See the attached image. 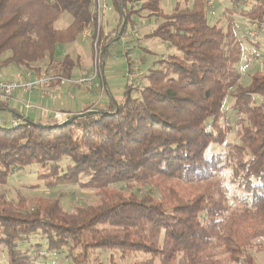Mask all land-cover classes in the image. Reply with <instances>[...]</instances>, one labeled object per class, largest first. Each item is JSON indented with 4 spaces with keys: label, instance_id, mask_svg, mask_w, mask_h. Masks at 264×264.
Returning <instances> with one entry per match:
<instances>
[{
    "label": "trees",
    "instance_id": "16d2710c",
    "mask_svg": "<svg viewBox=\"0 0 264 264\" xmlns=\"http://www.w3.org/2000/svg\"><path fill=\"white\" fill-rule=\"evenodd\" d=\"M161 2L113 0L126 24L132 15L162 18L149 37L181 54L164 68L156 62L145 84L127 82L121 100L111 98L107 108L69 125L26 118L16 127L0 119V187L37 165L47 172L37 181L47 180L49 188L78 186L99 198L71 213L58 198L19 194L14 201L0 191V251L6 249L9 264H34L22 246L40 232L50 253L70 249V264H88L90 251L97 250L149 256L135 264H257L255 253L264 251L254 243L264 237V104L255 98L264 97V73L243 85L234 23L230 18L228 31L210 24L209 2L178 4L170 15ZM232 2L236 7L248 0ZM64 14L72 23L61 30L56 23ZM238 14L249 38L246 21L264 27V0ZM97 28L95 0H0V68L15 65L39 74L61 47ZM118 34L103 38L104 49ZM228 111L239 118L235 142L229 141ZM212 145L226 151L210 155ZM226 169L243 190L237 205L230 204L219 176ZM184 186L200 190L189 195L180 190ZM146 187H157L162 200L142 192Z\"/></svg>",
    "mask_w": 264,
    "mask_h": 264
},
{
    "label": "rangeland",
    "instance_id": "374dc122",
    "mask_svg": "<svg viewBox=\"0 0 264 264\" xmlns=\"http://www.w3.org/2000/svg\"><path fill=\"white\" fill-rule=\"evenodd\" d=\"M232 1L233 0H206L207 3L209 2V6L206 7L207 18L210 24L215 25L224 31L229 30L231 22L230 18L232 19L234 23L232 27L237 33L235 36L237 39L239 38L238 40L242 43V57L241 61L237 65V69L242 75L243 85L248 86L251 84L252 77L258 73V71L264 73V67L262 68L260 64L257 63L255 58L257 52L263 55L264 58V34L260 35L258 38L260 40L245 38L246 36L242 35V20H240L241 17L238 12L248 10L251 5L253 6L256 4V0H248L247 4L241 2L236 7H233ZM178 4H181L182 6L187 4L188 7L192 8L194 6V0H162L161 8L164 14L170 15L174 12ZM106 5L107 9L102 15L103 22L101 25L103 37L99 39L97 31L93 30L91 37H86V32L90 30L86 29L83 35L77 40L78 43L82 42V40H87V43H84L86 49H89V44L91 45L92 58L88 64L89 66L83 70H77L76 73H78V75L76 77L68 78V76L66 77L64 75L62 76L53 73V66L49 67V69L46 68L48 71L46 72L44 67L49 63L48 57L46 56L47 58L42 65L44 70H41L39 74H36L38 72L30 69H28V71H32L35 76L46 74L55 81H52L49 86L42 85L41 87L32 91L30 94H27V100H25L22 104L24 109L28 111L30 109H38L41 116L45 120L51 119V115L56 112L63 113V118L61 119H56L54 114L53 117L55 121L52 123L66 125V122L70 121L76 116L89 112H96V110L99 109L96 107V105H99L100 103L108 106L110 101H112L111 98H114L116 101L121 100L124 95V90L128 84L127 82L132 84L134 87L142 86V84L138 82L139 78L137 79L136 75H140L141 72L142 76L145 75L146 72H149L154 67L156 62V68H164L171 56H181V54L176 49L169 47L172 49L170 51L167 44L161 40L149 37V34L164 22L162 18L148 17L147 15H132L126 24V16L122 13H119L115 9L113 0H109ZM127 9H130L129 5H127ZM229 10L238 12H235L236 14H230L228 12ZM71 22V16L69 14H64L60 20L57 21L56 27L63 30L66 29ZM121 32L122 35L119 36ZM116 33H119L116 39H114V41L109 44L106 49H104L103 45L105 39L103 38H106L108 35L114 37ZM97 38L99 45V64L96 63L97 56L94 47ZM260 41L263 44H259L261 48L257 49L254 44ZM63 47H61L57 52V57L59 56L62 59L66 55V47ZM8 67H14L18 69V67L15 65H5L1 67L0 79L4 80L6 78L5 76H8L6 75V71L10 70ZM89 74L96 77H91ZM81 81L85 85L80 83ZM141 81L143 84L146 83V79ZM55 84H59L60 86L53 87ZM35 92H38V99L40 101L39 104H35L31 101V97ZM81 93H83L82 96ZM85 93L86 96L87 94L89 95L86 99L88 103L85 105V108L82 109L83 111L77 114L68 110L51 111L50 107L47 105L49 103L50 105L64 106L68 103H73L77 98L80 99V96L81 98H85ZM255 99L257 104H264V97L256 96ZM230 103L231 99L229 98L226 105V108L229 110ZM228 112L229 115L226 117L225 121L227 122L226 124L232 127L233 130V132L229 135V141L235 142L237 139V130L239 126L236 124L239 122V118H237V116L231 111ZM22 120L13 119V121L19 122L16 127L21 123ZM6 127H11V125L7 124ZM225 151V146L212 145L208 151V154L211 155L213 153H223ZM67 164L68 162L64 163L63 166H66ZM231 171L232 170L230 169H226L222 171L219 176L223 182V187L226 191V194L230 199V204L237 205V202L239 201L238 198L243 195V190L240 189L237 184L231 182ZM44 173L47 172L42 170L37 165L27 167L20 172L12 174L8 180L7 186L0 187V191L5 193L8 199L14 201H17L19 194L28 200H33L36 198L52 200L58 198L62 208L65 211L71 213L74 212L77 207L93 205L98 202L99 198L95 196L93 191L82 190L78 186L71 185L49 188V182L47 180L37 181V175L43 176ZM61 173L65 175V173ZM114 188L116 190H122V185H118ZM179 188L180 190L187 192L189 195H196L200 190L199 187L198 189L185 186ZM157 189V187L153 189L146 187L142 189V192H148L151 190L157 199L162 200V197L158 191L159 189ZM180 190L179 192L182 193ZM34 206L32 204L30 207H28V209L32 211ZM254 243H261L262 249H264V237L258 238ZM23 245H25V247L22 246L23 250L25 251V249H27L32 259L35 257L34 264H70V259L67 257V252L70 249L66 248L65 251H62L60 254L50 253L48 251V242L46 240V236L42 232L37 235H30L28 242ZM79 253L80 250L78 249L73 251V254L77 255ZM148 258L149 256L142 254L123 258L120 253L97 250L90 251L88 264H135ZM255 259L257 264H264V251L255 253ZM0 264H9L8 255L5 248L0 251Z\"/></svg>",
    "mask_w": 264,
    "mask_h": 264
},
{
    "label": "crops",
    "instance_id": "0c3cea01",
    "mask_svg": "<svg viewBox=\"0 0 264 264\" xmlns=\"http://www.w3.org/2000/svg\"><path fill=\"white\" fill-rule=\"evenodd\" d=\"M84 43H87V40H82V42H79V43L78 41H76L73 44L64 46L66 47V55L63 59L60 58L59 56L57 57L56 61L52 64L53 73L59 74L62 76L64 75L66 77L68 76V78H72L78 75V73H76L77 70H83L84 68L88 67L89 66L88 64L90 63V60L92 58V48H91V45L89 44V49H86L84 46ZM169 50L171 51L172 49L169 48ZM8 68H10V70L6 71V75L8 76H5L6 78L4 79L7 81L15 79L17 75L22 72L20 71V69H17L14 67L12 68L8 67ZM57 86H60V85L59 84L53 85V87H57ZM82 95L83 93H81V96ZM81 96H80V99L77 98L74 100L73 103H68L67 105H64V106L50 105L49 103L47 105L50 107L51 111H56V110L67 111L68 110V111H73V113L77 114V113L82 112L83 111L82 109H84L85 105L88 103L86 99L89 95L87 94L86 96V93H85V98L84 97L81 98ZM25 100H27L26 95H24L23 92L19 91L15 95V98L9 103V105L5 109L0 110V119H4L6 122H12L13 119H15L14 116H16L18 117L19 120L28 118L35 122L49 121L52 123L53 121H55L53 117L54 114L51 115L50 117L51 119L45 120L41 116L38 109H30L29 111L24 109L22 104L24 103ZM31 101L35 104L40 103L38 99V92H35L33 94V96L31 97ZM74 103H75V106H74ZM96 107L99 109L107 108L106 105L101 104V103L99 105H96Z\"/></svg>",
    "mask_w": 264,
    "mask_h": 264
},
{
    "label": "built area",
    "instance_id": "2783aa9c",
    "mask_svg": "<svg viewBox=\"0 0 264 264\" xmlns=\"http://www.w3.org/2000/svg\"><path fill=\"white\" fill-rule=\"evenodd\" d=\"M109 0H95V9L97 14V26L96 29L98 38L101 39L102 37V15L107 9V3ZM246 34L249 36L250 39H258L260 35L264 34V27L261 28L259 23L257 21H246ZM92 35V29L88 30L86 32V37H91ZM98 38L95 41L94 47L96 51V63L99 62V45H98ZM100 41V40H99ZM255 58L257 60V63L260 64V66L264 67V58L263 55L259 54L258 52L255 55ZM94 71V70H93ZM92 73V72H91ZM86 75V74H84ZM91 77H96L91 74H89ZM142 72L140 75H136V78L138 79V82L143 79L144 75L142 76ZM131 78V77H130ZM55 80H52L49 76L46 74H40L38 76H35L32 71H25L21 72L17 75V77L13 80H2L0 79V108L7 107L9 103L15 98V95L21 91L24 95L30 94L32 91L36 90L37 88L41 87L42 85H47ZM80 83H83L82 81ZM83 85H85L83 83ZM55 118L61 119L63 118V113L56 112ZM19 122L18 121H12V125L16 126ZM0 124L3 125V120H0Z\"/></svg>",
    "mask_w": 264,
    "mask_h": 264
},
{
    "label": "water",
    "instance_id": "95a60500",
    "mask_svg": "<svg viewBox=\"0 0 264 264\" xmlns=\"http://www.w3.org/2000/svg\"><path fill=\"white\" fill-rule=\"evenodd\" d=\"M122 35V32H121V34L119 35V36H121ZM118 40V39H117ZM96 114V112H94V113H86V114H82V115H79V116H76L75 118H73V119H71L70 121H68V122H66L65 124L66 125H69V124H71L72 122H74L76 119H84V118H86V117H88V116H91V115H95Z\"/></svg>",
    "mask_w": 264,
    "mask_h": 264
},
{
    "label": "bare ground",
    "instance_id": "6f19581e",
    "mask_svg": "<svg viewBox=\"0 0 264 264\" xmlns=\"http://www.w3.org/2000/svg\"><path fill=\"white\" fill-rule=\"evenodd\" d=\"M25 106V105H24ZM26 108V107H25Z\"/></svg>",
    "mask_w": 264,
    "mask_h": 264
}]
</instances>
